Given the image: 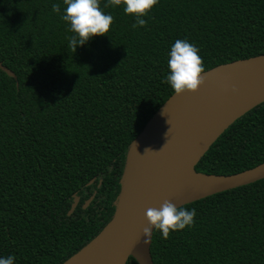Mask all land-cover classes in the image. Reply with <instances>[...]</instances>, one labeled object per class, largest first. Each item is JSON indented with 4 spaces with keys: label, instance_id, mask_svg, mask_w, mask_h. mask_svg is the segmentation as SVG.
<instances>
[{
    "label": "trees",
    "instance_id": "16d2710c",
    "mask_svg": "<svg viewBox=\"0 0 264 264\" xmlns=\"http://www.w3.org/2000/svg\"><path fill=\"white\" fill-rule=\"evenodd\" d=\"M106 4L108 36L74 52L64 0H0V62L15 75L0 69V258L14 264H62L111 221L128 147L175 92L166 78L176 40L199 49L205 71L264 54V0H159L136 28L124 5ZM263 162L264 102L195 171L231 175ZM182 207L196 209L194 224L167 239L154 229L153 264H264V179Z\"/></svg>",
    "mask_w": 264,
    "mask_h": 264
},
{
    "label": "water",
    "instance_id": "95a60500",
    "mask_svg": "<svg viewBox=\"0 0 264 264\" xmlns=\"http://www.w3.org/2000/svg\"><path fill=\"white\" fill-rule=\"evenodd\" d=\"M0 69L15 79L14 73L1 62ZM263 75L264 54L217 65L205 71L206 82L197 92H185L181 95L174 92L154 112L128 147L117 207L111 221L102 229L103 231L111 225L110 230L91 264H126L129 257L137 264H153L150 254L153 233L145 242L146 237L142 232L148 225L145 215L148 208L158 209L165 200L182 207L264 179V162L231 175L195 171L200 158L224 130L243 114L264 102V99L234 118L203 150L190 148L196 131L194 125L208 120L205 113L216 104L217 95L233 83ZM230 98H233L232 95ZM189 163L194 178L186 176ZM92 198L93 196L85 202L83 208L89 205ZM77 204L78 197L75 196L68 215Z\"/></svg>",
    "mask_w": 264,
    "mask_h": 264
},
{
    "label": "clouds",
    "instance_id": "9594fccd",
    "mask_svg": "<svg viewBox=\"0 0 264 264\" xmlns=\"http://www.w3.org/2000/svg\"><path fill=\"white\" fill-rule=\"evenodd\" d=\"M159 0H108L105 7L124 5V12L135 15L136 23L133 28L146 26L143 18L148 16L158 5ZM65 13L61 19L70 24V31L75 33L68 37V47L76 52L77 46H83L95 36H105L111 30L114 17L106 14L100 5V0H64ZM52 10L60 12V5L53 4ZM108 36V35H107ZM167 83L171 85L177 95L185 92H197L206 82L204 60L199 49L187 40H176L171 46L168 59ZM163 149V148H162ZM161 149V150H162ZM149 151V150H146ZM148 225L143 228V236L151 237L153 229L159 230L164 239L169 238L173 231L183 230L195 222L196 209L188 210L177 207L173 202L165 200L160 208H148L145 213ZM15 256L0 258V264H14Z\"/></svg>",
    "mask_w": 264,
    "mask_h": 264
},
{
    "label": "bare ground",
    "instance_id": "6f19581e",
    "mask_svg": "<svg viewBox=\"0 0 264 264\" xmlns=\"http://www.w3.org/2000/svg\"><path fill=\"white\" fill-rule=\"evenodd\" d=\"M230 95H232V99ZM262 99H264V75L252 76L246 81L227 86L217 95L216 104L206 111L208 120L194 125L196 131L193 136V146L190 148L203 150L207 143L227 124ZM186 176L188 178L195 177L190 163L186 169ZM110 226L108 225L83 250L64 264H91L106 239Z\"/></svg>",
    "mask_w": 264,
    "mask_h": 264
}]
</instances>
